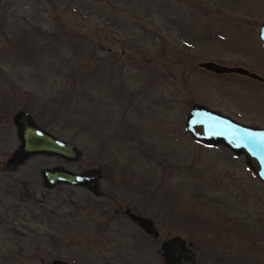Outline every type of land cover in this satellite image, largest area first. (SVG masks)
Wrapping results in <instances>:
<instances>
[{
  "label": "rangeland",
  "instance_id": "rangeland-1",
  "mask_svg": "<svg viewBox=\"0 0 264 264\" xmlns=\"http://www.w3.org/2000/svg\"><path fill=\"white\" fill-rule=\"evenodd\" d=\"M262 22L264 0H0V157L18 144V109L79 151L0 167V264H166L173 234L199 264H264V183L243 154L184 128L193 103L264 127ZM53 165L110 174L112 206L159 236L106 217L83 186L42 188Z\"/></svg>",
  "mask_w": 264,
  "mask_h": 264
},
{
  "label": "water",
  "instance_id": "water-1",
  "mask_svg": "<svg viewBox=\"0 0 264 264\" xmlns=\"http://www.w3.org/2000/svg\"><path fill=\"white\" fill-rule=\"evenodd\" d=\"M257 35L264 42V22L258 25ZM199 64L217 73L237 71L249 76H258L247 68L222 65L211 60ZM12 120L17 127L20 141L12 154L14 161H22L29 155L40 153L58 155L67 160L78 157L79 151L76 146L38 125L28 111L18 109L12 115ZM184 128L197 141L208 145L222 144L236 154H243L248 167L264 183V127L243 123L203 103H193L186 112ZM41 173L48 187L66 183L83 186L95 194L102 193L97 178L99 168L95 166L74 171L63 165H53L44 167ZM125 212L147 234L159 236L151 217L129 209ZM160 248L166 264H199L192 244L180 234L163 238ZM47 264L68 263L64 259L53 258Z\"/></svg>",
  "mask_w": 264,
  "mask_h": 264
},
{
  "label": "flooded vegetation",
  "instance_id": "flooded-vegetation-1",
  "mask_svg": "<svg viewBox=\"0 0 264 264\" xmlns=\"http://www.w3.org/2000/svg\"><path fill=\"white\" fill-rule=\"evenodd\" d=\"M207 70H209V71H212V70H210V69H207ZM212 72H214V71H212ZM232 72H234V73H238V72H235V71H232ZM216 73V72H215ZM223 73H231V72H223ZM247 76H249V75H247ZM33 117V116H32ZM34 119V118H33ZM13 121V120H12ZM35 121V120H34ZM36 122V121H35ZM14 123V122H13ZM37 123V122H36ZM38 124V123H37ZM15 125V124H14ZM39 125V124H38ZM41 126V125H40ZM15 127H16V125H15ZM16 134H17V137H18V132H17V127H16ZM19 137H18V144L16 145V147L14 148V150L18 147V145H19ZM14 150L13 151H11L10 153H9V155H7V156H5L3 159L0 157V167L2 166V167H6L7 169H15L16 168V166H17V164H22V163H24V161L27 159V158H29V156H27L25 159H23L22 161H14L13 159H12V154H13V152H14ZM63 158V157H62ZM65 159V158H64ZM50 167V166H49ZM99 168V167H98ZM99 175H98V184H99V186H100V188L102 189V193L101 194H95V193H93V192H91V196H92V198H94V199H96V201H95V206L97 207V209H99V212L100 213H102L103 215H105L106 217H112L113 215L115 216L116 215V213H119V214H117V216H119V215H123L124 216V218L126 219V218H128L129 219V221H131L133 224H135L136 226H138V224L134 221V220H132L131 219V217L125 212V210L126 209H129L130 211H133V212H135V213H138V214H143V213H140V212H138V211H136V210H134V209H132V208H130V207H128V206H125L124 208H122L121 207V205L120 204H118L117 205V207H114V206H112L114 203L113 202H110V201H114L115 200V195H114V193H113V189H114V185H113V182L114 181H112L111 179V175L110 174H105V172H102V170H101V168H99ZM41 177H42V179H43V187L42 188H44V187H46V188H51V187H48L47 185H46V183L44 182V178H43V176H42V173H41ZM108 178V179H107ZM110 179V180H109ZM105 180V182L103 183V181ZM109 180V181H108ZM111 182V185H109V183ZM28 184H30V183H28V182H22V186L24 187V190L23 191H25V195L26 196H30L31 195V192H30V189H29V187H28ZM58 184H60V183H58ZM58 184H56V185H58ZM64 184H66V183H64ZM66 185H69V184H66ZM55 186V185H54ZM53 186V187H54ZM100 198H103L105 201H106V204L105 203H101V199ZM8 200V199H7ZM9 202H11V201H9ZM13 208L15 207V206H12ZM111 213L113 214V215H111ZM144 215V214H143ZM123 218V217H122ZM139 228H140V226H138ZM9 229V231L11 232V233H14V231H15V228L11 225L10 226V228H8ZM142 229V228H141ZM143 230V229H142ZM53 259V258H52ZM51 259V260H52Z\"/></svg>",
  "mask_w": 264,
  "mask_h": 264
}]
</instances>
